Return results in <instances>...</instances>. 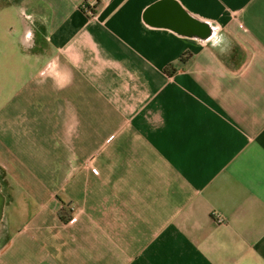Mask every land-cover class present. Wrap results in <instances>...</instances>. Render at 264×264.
<instances>
[{
    "label": "crops",
    "instance_id": "0c3cea01",
    "mask_svg": "<svg viewBox=\"0 0 264 264\" xmlns=\"http://www.w3.org/2000/svg\"><path fill=\"white\" fill-rule=\"evenodd\" d=\"M84 1L0 0L36 64L0 264H264V0Z\"/></svg>",
    "mask_w": 264,
    "mask_h": 264
},
{
    "label": "rangeland",
    "instance_id": "374dc122",
    "mask_svg": "<svg viewBox=\"0 0 264 264\" xmlns=\"http://www.w3.org/2000/svg\"><path fill=\"white\" fill-rule=\"evenodd\" d=\"M22 31L21 19L15 14L14 10L0 9V123L5 125L11 121L6 115L14 114L15 101L21 95L19 93L21 87H23L22 85L26 82L30 83L36 72L34 61L31 60L30 56L26 57L23 53ZM13 120H15L14 117ZM23 123L25 125L41 124L37 120L31 119ZM0 185L2 193L6 194L0 220L1 250L10 236L11 238L16 236L17 230L14 227L18 225L21 228L24 219L29 214H19L18 211L13 210L12 205L16 206L15 204L22 202V197H19L14 190L15 187H12L14 183L6 180L5 175L1 172ZM29 202V210L34 211L38 205L34 201L29 200ZM17 221H20V223L18 224Z\"/></svg>",
    "mask_w": 264,
    "mask_h": 264
},
{
    "label": "water",
    "instance_id": "95a60500",
    "mask_svg": "<svg viewBox=\"0 0 264 264\" xmlns=\"http://www.w3.org/2000/svg\"><path fill=\"white\" fill-rule=\"evenodd\" d=\"M168 21L169 23L173 24L177 29H190L194 24L190 19H188L182 13L169 14ZM4 201H5V197L1 191V185H0V220L3 214Z\"/></svg>",
    "mask_w": 264,
    "mask_h": 264
},
{
    "label": "built area",
    "instance_id": "2783aa9c",
    "mask_svg": "<svg viewBox=\"0 0 264 264\" xmlns=\"http://www.w3.org/2000/svg\"><path fill=\"white\" fill-rule=\"evenodd\" d=\"M98 0H85L82 3V10L89 16H95V10ZM222 218L218 217V221H221Z\"/></svg>",
    "mask_w": 264,
    "mask_h": 264
}]
</instances>
